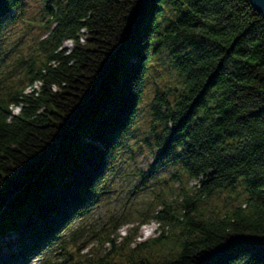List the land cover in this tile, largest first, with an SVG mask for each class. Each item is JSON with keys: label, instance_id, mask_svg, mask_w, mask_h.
<instances>
[{"label": "trees", "instance_id": "16d2710c", "mask_svg": "<svg viewBox=\"0 0 264 264\" xmlns=\"http://www.w3.org/2000/svg\"><path fill=\"white\" fill-rule=\"evenodd\" d=\"M29 1L0 0V66ZM39 1L45 38L22 75L0 76V264H26L102 200L163 49L176 85L154 95L143 142L161 153L143 182L168 168L180 188L141 220L158 235L106 233L94 254L64 242L45 264H264L262 14L249 0Z\"/></svg>", "mask_w": 264, "mask_h": 264}, {"label": "rangeland", "instance_id": "374dc122", "mask_svg": "<svg viewBox=\"0 0 264 264\" xmlns=\"http://www.w3.org/2000/svg\"><path fill=\"white\" fill-rule=\"evenodd\" d=\"M42 6V1L30 0L21 17L22 21L13 25L7 55L0 66V76L22 75L23 71L15 68L16 61L20 57H30L36 53L37 41L43 36L44 39L47 33L42 27V24L47 22L42 21L44 14L41 13ZM64 47L73 48L72 42H65ZM176 78L171 56L163 49L149 64L143 108L136 120L133 137L128 139V147L117 153V161L107 180L103 182L105 189L102 200L86 215L74 219L70 227L63 231L60 239L35 255L32 263L59 262L58 260L62 259L61 253L64 252V242L69 247L78 245L82 249L81 254L90 251L93 254L104 253L109 244L102 246L100 242L102 237L108 235L106 233H111L112 236L117 234L125 236L138 225H140L138 240H147L156 235L155 229L158 224L153 221L143 224L141 220L146 214L162 208L156 202L157 198L165 200L176 198L180 183L170 179L171 171L168 168L158 172L157 179L143 182V175L161 153L157 149L148 148L143 139L145 134L149 136L151 132L150 111L156 90L168 91L167 86L176 85ZM28 91L29 89L26 90ZM12 108L16 114L20 110L18 106ZM195 184L196 180L190 183L191 186Z\"/></svg>", "mask_w": 264, "mask_h": 264}, {"label": "water", "instance_id": "95a60500", "mask_svg": "<svg viewBox=\"0 0 264 264\" xmlns=\"http://www.w3.org/2000/svg\"><path fill=\"white\" fill-rule=\"evenodd\" d=\"M252 6L264 17V0H249Z\"/></svg>", "mask_w": 264, "mask_h": 264}]
</instances>
